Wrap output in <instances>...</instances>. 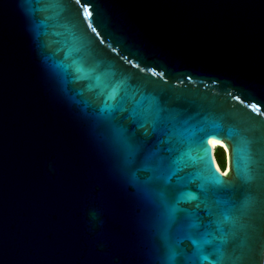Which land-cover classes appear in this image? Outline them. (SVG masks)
<instances>
[{"label":"water","instance_id":"95a60500","mask_svg":"<svg viewBox=\"0 0 264 264\" xmlns=\"http://www.w3.org/2000/svg\"><path fill=\"white\" fill-rule=\"evenodd\" d=\"M121 81L202 111L255 150L264 138V0H0V264L165 257L149 205L106 138L107 91ZM212 140L223 144L224 171ZM234 144L209 138L221 174H234ZM236 196L248 207L221 251L264 264V193L253 184ZM218 244L204 245L209 259ZM182 247L179 264H191L194 246Z\"/></svg>","mask_w":264,"mask_h":264},{"label":"snow or ice","instance_id":"6c2138e0","mask_svg":"<svg viewBox=\"0 0 264 264\" xmlns=\"http://www.w3.org/2000/svg\"><path fill=\"white\" fill-rule=\"evenodd\" d=\"M74 2L81 5V0ZM50 6L63 7L59 2ZM122 83L109 85L107 91L112 103L105 102L110 109L103 117L106 138L120 158L122 173L149 205L152 227L167 249L160 264H179L185 241L195 249L191 264H242L241 257H225L221 249L230 235L226 229L248 207V200L237 199V192L254 184L264 193V138L255 141L259 146L253 150L254 141L233 128L225 132L202 111L173 106L161 95L139 88L122 89ZM221 136L235 140L237 164L232 176L221 174L212 164L209 138ZM140 172L150 175L140 180ZM184 203L191 207H182ZM216 240L220 244L214 248L216 259L211 260L213 253H206L204 245Z\"/></svg>","mask_w":264,"mask_h":264},{"label":"trees","instance_id":"16d2710c","mask_svg":"<svg viewBox=\"0 0 264 264\" xmlns=\"http://www.w3.org/2000/svg\"><path fill=\"white\" fill-rule=\"evenodd\" d=\"M214 156L219 168L221 171H224L226 165V155L224 149L222 147L214 148Z\"/></svg>","mask_w":264,"mask_h":264},{"label":"bare ground","instance_id":"6f19581e","mask_svg":"<svg viewBox=\"0 0 264 264\" xmlns=\"http://www.w3.org/2000/svg\"><path fill=\"white\" fill-rule=\"evenodd\" d=\"M216 145H223V144H222L221 141H219V142H217V143L215 144V146H216ZM215 146L213 147V150H214ZM217 166H218V165H217Z\"/></svg>","mask_w":264,"mask_h":264},{"label":"rangeland","instance_id":"374dc122","mask_svg":"<svg viewBox=\"0 0 264 264\" xmlns=\"http://www.w3.org/2000/svg\"><path fill=\"white\" fill-rule=\"evenodd\" d=\"M218 147V146H215V148ZM222 147V146H221ZM223 148V147H222ZM226 166V165H225ZM226 168V167H225Z\"/></svg>","mask_w":264,"mask_h":264},{"label":"clouds","instance_id":"9594fccd","mask_svg":"<svg viewBox=\"0 0 264 264\" xmlns=\"http://www.w3.org/2000/svg\"><path fill=\"white\" fill-rule=\"evenodd\" d=\"M217 146V145H216ZM222 145L218 146V147H221Z\"/></svg>","mask_w":264,"mask_h":264}]
</instances>
